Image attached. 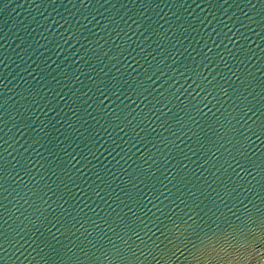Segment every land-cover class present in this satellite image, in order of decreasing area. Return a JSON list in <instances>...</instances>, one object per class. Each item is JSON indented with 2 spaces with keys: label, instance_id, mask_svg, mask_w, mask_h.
<instances>
[{
  "label": "water",
  "instance_id": "water-1",
  "mask_svg": "<svg viewBox=\"0 0 264 264\" xmlns=\"http://www.w3.org/2000/svg\"><path fill=\"white\" fill-rule=\"evenodd\" d=\"M0 264H264V0H0Z\"/></svg>",
  "mask_w": 264,
  "mask_h": 264
}]
</instances>
